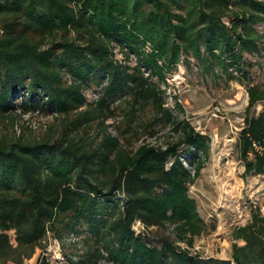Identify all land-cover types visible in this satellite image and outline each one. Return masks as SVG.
<instances>
[{
    "label": "trees",
    "instance_id": "obj_1",
    "mask_svg": "<svg viewBox=\"0 0 264 264\" xmlns=\"http://www.w3.org/2000/svg\"><path fill=\"white\" fill-rule=\"evenodd\" d=\"M257 25L264 0H0V120L13 127L17 110L65 120L57 138L0 137V264H26L49 234L64 247L84 228L94 251L69 264H264L258 211L233 233L245 243L234 244L233 262L192 255L207 226L189 192L210 140L165 107L160 87L184 56L204 60L206 71L236 68L247 78L244 54L264 41ZM117 48L135 66L119 62ZM94 76L98 98L88 102ZM247 92L250 114L264 103V89ZM119 115L113 136L106 122ZM94 123L104 129L96 144L86 138ZM168 123L177 141L138 145ZM245 124V175L264 176V111ZM137 222L146 229L140 235ZM152 229L172 230L176 240L153 246Z\"/></svg>",
    "mask_w": 264,
    "mask_h": 264
},
{
    "label": "rangeland",
    "instance_id": "obj_2",
    "mask_svg": "<svg viewBox=\"0 0 264 264\" xmlns=\"http://www.w3.org/2000/svg\"><path fill=\"white\" fill-rule=\"evenodd\" d=\"M224 22L228 26L231 24L229 19ZM254 28L260 33L264 32V25ZM69 38L73 39L75 36L70 35ZM115 55L124 65L135 66L137 63L134 57L126 60L119 48L115 50ZM243 62L244 69L249 70L247 78L236 68L227 72L220 67L206 71L204 60L184 56L180 65L167 75L166 84L160 85L165 94V107L171 109L179 121L187 120L196 132L210 140V157L189 192L207 226L205 233L195 239L190 251L193 256L203 259L233 262L234 244L245 245L243 241L233 239L235 229L248 225L256 211L264 215V176L255 173L246 176L245 166L240 158L241 134L246 128L247 116L258 118L264 111V103H260L250 114L247 112V89L254 86L264 89V41L259 43L257 51L245 53ZM65 79L70 80V76L65 74ZM98 79V76H94L91 87L85 92L88 102H93L95 90L99 89L96 85ZM177 103L184 109V113L180 111ZM14 115L17 121L13 127L8 121L0 120V137L39 140L55 134L57 138L65 128L64 118L55 114L22 113L17 110ZM120 120L119 115L118 118L106 122L111 135H117L116 126ZM173 128L172 123L161 125L155 135L143 136L138 145L143 142L153 146L173 143L178 140ZM88 132L86 138L96 144L104 129L94 123ZM222 190L231 192L229 197ZM74 234L76 239L66 238L64 247L62 244L58 247L56 239L49 234L44 243L46 249H38L26 264H39L42 259H47L49 264H61V256L65 259L63 264H69V258L73 261L87 259L94 251L88 232L84 228ZM9 236L14 243V232H10ZM148 236V242L153 246H160L165 237L176 240L172 230L152 229ZM180 245L187 249L185 244ZM98 264L113 263L104 259Z\"/></svg>",
    "mask_w": 264,
    "mask_h": 264
},
{
    "label": "built area",
    "instance_id": "obj_3",
    "mask_svg": "<svg viewBox=\"0 0 264 264\" xmlns=\"http://www.w3.org/2000/svg\"><path fill=\"white\" fill-rule=\"evenodd\" d=\"M93 97H94V100H93V101H95V100L98 98L97 93H94ZM256 150H257L258 152H260V151H261V148L256 147ZM251 156H252V155H251ZM252 157H253V156H252ZM133 229H134V231L137 233V235H140V234H142L143 232L146 231L144 225L141 224L140 222H137V223L133 226ZM68 239H69V240H75L76 238H75V236H69ZM56 244H57L58 247H60V244H61V243H60L59 241L56 240ZM59 259H60L61 262H62L61 264L65 263V259H64V257L61 256V258H59Z\"/></svg>",
    "mask_w": 264,
    "mask_h": 264
},
{
    "label": "bare ground",
    "instance_id": "obj_4",
    "mask_svg": "<svg viewBox=\"0 0 264 264\" xmlns=\"http://www.w3.org/2000/svg\"><path fill=\"white\" fill-rule=\"evenodd\" d=\"M216 140H218V139H216ZM219 191H221V189L219 188ZM223 191H225L226 192V195H227V197H229V195L231 194V192H229V191H226V190H222V192Z\"/></svg>",
    "mask_w": 264,
    "mask_h": 264
}]
</instances>
